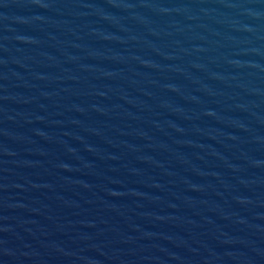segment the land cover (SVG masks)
Listing matches in <instances>:
<instances>
[{"label":"water","instance_id":"1","mask_svg":"<svg viewBox=\"0 0 264 264\" xmlns=\"http://www.w3.org/2000/svg\"><path fill=\"white\" fill-rule=\"evenodd\" d=\"M0 264H264V0H0Z\"/></svg>","mask_w":264,"mask_h":264}]
</instances>
